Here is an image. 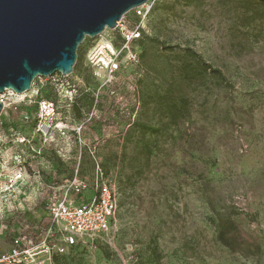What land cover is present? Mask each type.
Segmentation results:
<instances>
[{"label": "rangeland", "instance_id": "374dc122", "mask_svg": "<svg viewBox=\"0 0 264 264\" xmlns=\"http://www.w3.org/2000/svg\"><path fill=\"white\" fill-rule=\"evenodd\" d=\"M226 2L150 0L142 33L146 57L138 66H124L102 87L107 78L88 56L118 37L106 30L80 45L72 75L36 78L25 97H14L15 104L0 117L2 129L26 135L24 116H34L36 102L46 99L55 103L68 134L56 133L50 144L37 138L32 146L21 145L29 181L12 188L0 213L6 240L31 236L40 244L46 229L55 226L46 211L48 200L59 199L62 186L77 172L92 175L93 146L105 170L125 182L132 174L130 162L142 160L128 132L137 120L158 123L144 98L160 86L159 72L188 46L221 68L234 89L185 87L191 116L180 124L164 156L154 157L132 189L120 192L113 232L104 241L54 256L53 264H157L151 240L163 256L159 264H264V21L240 28L236 19L243 12ZM124 18L130 28L140 21L134 11ZM32 95L35 103L29 102ZM218 217L234 219L254 236L262 256L246 259L218 245L210 225Z\"/></svg>", "mask_w": 264, "mask_h": 264}, {"label": "built area", "instance_id": "2783aa9c", "mask_svg": "<svg viewBox=\"0 0 264 264\" xmlns=\"http://www.w3.org/2000/svg\"><path fill=\"white\" fill-rule=\"evenodd\" d=\"M151 10L150 1L135 9L134 13L140 18L138 24L130 28L123 18L113 30L118 37L110 44L111 47L97 46L90 52V64L107 78L102 87L117 77L124 66L130 64L136 67L140 64L137 42L142 38L144 20ZM15 96L18 95L10 90L0 95L5 108L15 104ZM32 97L29 102L35 103ZM36 104L35 115L24 116L27 126L24 136L16 133L14 128L5 131L0 121V213L7 207L12 188L29 181L23 165L21 145L32 146L37 138L44 144H50L56 133L60 136L68 134V127L59 122V112L54 102L43 99ZM90 154L94 162L92 175L80 176L77 172L62 186L60 198L56 201L50 199L46 204V211L55 226L46 229L39 245H35V238L31 236L17 235L7 252L2 251L0 236V264H53L54 256L69 255L78 247L94 245L110 236L116 227L120 204L119 176L105 170L97 155V146L90 148ZM39 255L42 256L36 258Z\"/></svg>", "mask_w": 264, "mask_h": 264}, {"label": "water", "instance_id": "95a60500", "mask_svg": "<svg viewBox=\"0 0 264 264\" xmlns=\"http://www.w3.org/2000/svg\"><path fill=\"white\" fill-rule=\"evenodd\" d=\"M150 0H0V95L74 73L84 40L113 31ZM5 110L0 100V117Z\"/></svg>", "mask_w": 264, "mask_h": 264}, {"label": "trees", "instance_id": "16d2710c", "mask_svg": "<svg viewBox=\"0 0 264 264\" xmlns=\"http://www.w3.org/2000/svg\"><path fill=\"white\" fill-rule=\"evenodd\" d=\"M176 1L193 5L197 0ZM227 2L243 12L236 19L240 28L249 30L256 23L264 21V0H227ZM142 39L137 42L140 59L146 57V51L142 50L144 45ZM151 41L157 43L164 51L174 53V49L163 42L155 38ZM173 59L170 64L167 63L168 67L159 72L160 86L154 92H148L144 98L143 104L152 107L153 119L158 123L137 120L128 132L129 140H136L142 160L130 162L132 174L127 176L125 182L119 180V190L122 193L131 190L146 174L154 157L164 156L166 147L176 137L180 124L190 118L192 105L184 93L185 87L194 86L205 91L234 89L233 83L224 71L206 60L203 54L192 47L182 48ZM210 225L214 228L216 243L230 253L246 259H259L262 256V247L258 240L242 229L234 219L218 217L211 219ZM150 242L151 256L159 264L163 256L159 253L158 243L155 240Z\"/></svg>", "mask_w": 264, "mask_h": 264}, {"label": "crops", "instance_id": "0c3cea01", "mask_svg": "<svg viewBox=\"0 0 264 264\" xmlns=\"http://www.w3.org/2000/svg\"><path fill=\"white\" fill-rule=\"evenodd\" d=\"M3 230L4 229H1L0 230V236H1V238H2V251L3 252H7V251H9L11 248H12V242H13V239H14V237H16L17 235H13V236H11L10 238H8V240H6V238H5V232L3 233ZM6 242H9V246L8 247H5V244H6Z\"/></svg>", "mask_w": 264, "mask_h": 264}, {"label": "bare ground", "instance_id": "6f19581e", "mask_svg": "<svg viewBox=\"0 0 264 264\" xmlns=\"http://www.w3.org/2000/svg\"><path fill=\"white\" fill-rule=\"evenodd\" d=\"M104 46H110V47H111V45H110V44H105Z\"/></svg>", "mask_w": 264, "mask_h": 264}]
</instances>
